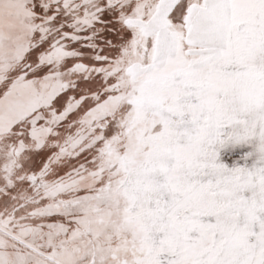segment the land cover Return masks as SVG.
<instances>
[{"label": "snow or ice", "instance_id": "6c2138e0", "mask_svg": "<svg viewBox=\"0 0 264 264\" xmlns=\"http://www.w3.org/2000/svg\"><path fill=\"white\" fill-rule=\"evenodd\" d=\"M0 264H264V0H0Z\"/></svg>", "mask_w": 264, "mask_h": 264}]
</instances>
